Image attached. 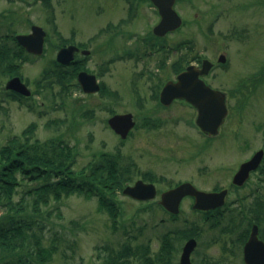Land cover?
Returning a JSON list of instances; mask_svg holds the SVG:
<instances>
[{"label":"rangeland","instance_id":"374dc122","mask_svg":"<svg viewBox=\"0 0 264 264\" xmlns=\"http://www.w3.org/2000/svg\"><path fill=\"white\" fill-rule=\"evenodd\" d=\"M128 5L127 0L123 4L119 0H50L47 5L42 0H0V35L27 33L32 24L41 25L47 33L43 54H31L19 61L18 72L32 90L31 97L14 96L5 90L10 76L0 73V146L34 123L35 137L45 139L61 133L75 145L77 169L97 152L118 149L125 161L135 164L133 181L142 178L143 173H154L157 189L162 190L186 179L203 187L227 186L240 162L254 150H264V0H193L178 4L184 24L164 40L177 45L174 50L166 44L169 56L164 67L157 63L162 55L159 50L138 62L125 57L118 62L115 59L107 69L105 62L121 52L120 46L129 51V39L139 41L159 20L149 2L137 3L131 15ZM108 20L118 27L122 43L118 34L112 35L115 41L109 45L112 38L108 39L110 35L103 30ZM59 35L87 44L91 52L85 58L86 66L96 71L107 91L115 95L84 94L74 89L64 101L55 89L41 88V71L55 57L62 42ZM185 52L189 60L199 57L215 61L221 54L226 58L224 65L210 70L207 79L229 94L228 116L214 138L199 132L194 124V108L180 102L162 108L157 100V84L166 81V76L174 77L170 63ZM148 71L159 79H149ZM81 104L89 108L90 118L84 112L72 113L71 107ZM112 111L132 112L136 120L123 139L106 125ZM260 177L261 181L256 182L258 176L254 175L239 193L247 194L256 184L263 192L264 175ZM24 187H18L15 200ZM119 202L115 230L108 212L99 208L94 196L72 193L42 206L48 209L50 219L44 243H54L57 248L45 264H101L102 247H118L129 236L135 237L133 241L149 239L156 250L162 232L192 222L200 227L191 253L193 264H244L242 244L234 241L238 229L221 231L228 222L225 219L210 226L212 218L192 212L189 200L181 204L175 218L154 202L147 205L150 201H136L120 192ZM245 219L246 223L250 217Z\"/></svg>","mask_w":264,"mask_h":264},{"label":"trees","instance_id":"16d2710c","mask_svg":"<svg viewBox=\"0 0 264 264\" xmlns=\"http://www.w3.org/2000/svg\"><path fill=\"white\" fill-rule=\"evenodd\" d=\"M43 1L45 5L50 3V0ZM127 1L131 15L136 4L144 0H134L136 3ZM0 41V73L8 76L19 74V64L27 54L16 41L15 32L0 35ZM185 56L181 55L180 59H185ZM182 60L176 63V71L182 68ZM82 68L77 60L61 65L53 58L42 70L41 88L55 89V94L65 101L79 87L76 75ZM108 94L115 95L114 92ZM84 105L72 106V113L85 111V116L90 118V111ZM34 130L35 124L31 123L0 146V264H45L49 261L57 248L54 243L48 246L44 243L50 219L48 209L42 206L49 205L52 200L58 202L72 193L86 198L96 197L99 208L108 212L115 230V222L120 215L119 192L134 178L135 164L125 161L118 149L97 152L92 160L77 169L74 167L75 145L64 139L61 133L39 139L34 136ZM143 176L154 180L152 173H143ZM22 185L25 187L15 200L14 195ZM216 219L219 218L212 221ZM227 221L225 227L229 231L238 226L234 216ZM213 222L211 226L216 225ZM186 225L162 232L156 250L149 239L133 241L134 236H129L118 247L106 244L102 247L104 256L101 264H178L176 258L182 241L189 236L196 237L200 231L195 222Z\"/></svg>","mask_w":264,"mask_h":264},{"label":"water","instance_id":"95a60500","mask_svg":"<svg viewBox=\"0 0 264 264\" xmlns=\"http://www.w3.org/2000/svg\"><path fill=\"white\" fill-rule=\"evenodd\" d=\"M157 7L160 15L159 22L153 27L156 35H164L166 32L178 28L182 24L180 15L174 9L175 0H151ZM45 31L39 25H32L31 31L26 34H17V41L26 50L41 54L43 50ZM76 46L69 45L60 48L56 53V60L66 64L73 59V52ZM89 51H84L88 53ZM219 60L224 61L225 56L220 55ZM211 66V62L204 59L201 67L194 65L187 66L179 72L175 81H168L164 84L160 92V101L168 105L174 99H183L196 108L197 115L195 123L200 129L209 136H215L219 132L227 113L226 94L224 91L214 89L207 85L200 75L206 74ZM78 80L83 89L87 92L96 91L99 85L95 75L80 71ZM6 89L17 91L23 95H29L30 90L22 82L19 76H13L5 83ZM111 128L122 138H125L135 121L132 113L114 114L108 119ZM263 149L257 150L250 159L242 162L233 175L232 182L241 185L248 178L249 172L255 169L262 157ZM123 193L136 199H151L156 194L153 183L136 180L132 185H127L122 190ZM227 191L224 189L219 192H206L197 189L190 182H182L173 188L161 193L159 203L169 212L179 211L180 200L185 195L194 197V208L209 209L223 204ZM196 245L194 238H189L183 245L180 254L179 264H192L190 253ZM243 259L247 264H264V242L257 237V226L253 225L250 235L243 246Z\"/></svg>","mask_w":264,"mask_h":264},{"label":"flooded vegetation","instance_id":"af4514ba","mask_svg":"<svg viewBox=\"0 0 264 264\" xmlns=\"http://www.w3.org/2000/svg\"><path fill=\"white\" fill-rule=\"evenodd\" d=\"M122 4L124 2H126V0H119ZM193 0H176L175 1V8H177V5L178 4H186V3H189ZM146 2H149L150 5L152 7L155 8V6L152 4V2H150V0H146ZM156 9V8H155ZM157 11V9H156ZM158 22V21H157ZM105 26V29L104 32L110 36H108L107 38L108 39H111L112 40L110 42V46L112 45V42L115 41V38H113V36H117L118 34V37L119 39L122 38L121 34L118 32V27L116 25H113V24H110V20L107 21L106 25ZM174 30H171V31H168L166 32L164 35H162L161 37L159 36H156V35H153L152 33L153 32H150L149 34H147L146 36H143L141 38H139L140 40L139 41H132V39H129V41L132 43V47L130 48L129 51L127 50H124V48L122 46L119 47V50L121 51L120 53H118V55H115L116 57L115 58H112V59H109L108 61L105 62V66L107 67V69L112 65L111 63H114L116 60V62L118 61H122L123 58L125 57L126 59H132V60H135V61H139V60H142L144 57H149L151 55H153L154 53H157L160 51H162V55L161 57L157 60V63L158 65L164 67L165 64H166V60L165 58L167 56H169V53H165V52H169V48L171 49H174L176 50V45H171L168 44L164 41L167 36L169 35V33L173 32ZM118 32V33H117ZM101 33V30H99V33ZM113 35V36H112ZM130 37V36H128ZM127 37V38H128ZM118 39V38H117ZM62 42L61 44L59 45L57 51L62 48V47H65V46H68V45H74L76 46V49L74 50L73 52V55H74V59H76L79 64L83 67L82 69H88L89 72L91 71V73H94L95 76L97 75L96 71H93V70H90L86 64H85V58L87 57V55L90 54V52L88 54L84 53V51H88V46L86 43L84 42H80V41H66L64 39H62ZM68 40V39H67ZM114 40V41H113ZM121 40V43H122V39ZM127 42V41H125ZM125 43H123V46H124ZM169 45V48L166 46ZM144 47L146 48L144 50ZM56 51V52H57ZM163 51L165 54H163ZM56 54V53H55ZM186 54L185 53H180V55L174 59L172 61V63H170L171 65V71L172 73H174V77L172 78H168L166 79V81H164L161 85L160 83L157 84V97H158V102L160 101V91L163 87V85L167 82V81H174L176 79V75H177V72L176 71V63L179 62L180 60V56L181 55H184ZM186 58L182 60V68L179 70H183L186 68V66L190 63H194V64H197V65H201V62L204 58H201V60L198 59V57H195L197 59H193V60H189V58L187 56H185ZM116 59V60H115ZM213 61V64H214V60H211ZM161 62V64H160ZM87 68H86V67ZM215 67H218L217 65H213L212 69L215 68ZM144 72V71H143ZM210 72V71H209ZM209 72L206 74V75H203V79L206 81L207 84H209L212 88H215V89H220V90H223L226 92V95H227V101H228V98H229V94L228 92L223 89L222 87H219V86H216L214 85L211 81L208 82V75H209ZM150 74V77H148L149 79L151 78H154V77H157V79H159L158 75H155L153 72H150L148 71V75ZM97 80L99 81V89L96 90V91H92L91 94L93 93H99L101 95H108V92H107V89L104 85V83H101L100 80L98 79V77L96 76ZM157 81V80H156ZM156 81H155V84H156ZM159 82V81H158ZM160 85V86H159ZM174 102H180V103H183V104H186L190 107H192L191 105H189L188 103H186L185 101L183 100H173L170 104L174 103ZM160 106L162 108H167L170 106V104L168 105H164V104H161L159 102ZM194 108V107H192ZM195 109V108H194ZM196 111V109H195ZM116 113V112H114ZM111 116H109L107 119H106V122L108 121V119L110 118ZM195 118H196V114H195ZM194 118V120H195ZM258 150V149H257ZM257 150H254L250 155L249 157H247L246 159H244L242 162L248 160L249 158H251V156L257 151ZM240 162V163H242ZM239 163V164H240ZM239 167V165H238ZM238 169V168H237ZM237 169L234 171V173L237 171ZM233 174H231L230 176V184H228L227 186H221V185H213L211 187H203L202 185L198 186L196 185L193 181H190L188 179L186 180H183V181H190L197 189L199 190H202V191H206V192H219V191H222V190H226L227 193L224 197V202L223 204L219 205V206H215L213 208H209V209H197V208H194L193 207V204H194V197L192 195H185L181 198V203H180V209H181V204L187 200H189V208L192 210V212H195V213H199L201 215H204L206 217H210V218H219V219H222L225 221L228 220L229 217L231 216H234V218L236 219V221L238 222L239 221V218L241 219V228L242 230H239V236H237L235 238V241L236 242H239L241 243V254H243V246H244V243L247 241L249 235H250V232H251V228L253 227V225H256L257 226V237L259 240L263 241L264 242V191L263 192H259L260 188L258 186V184H256L255 187H251L249 192L246 194H241L239 193L240 190L244 189L247 185H249V183L252 181L253 179V176L256 175L258 176V181L256 182H259L261 181V175H264V155L262 157V160L261 162L259 163V165L251 170L249 172V176L248 178L246 179V181L241 184V185H237V184H234L232 183V179H233ZM199 175H204L203 172H200ZM183 181H179L175 184H171L168 188H171V187H174L176 186L177 184H179L180 182H183ZM156 185V184H155ZM157 188V186H156ZM167 188V189H168ZM166 190V189H164ZM162 189H156L157 193H156V196L159 195V198H160V195L161 193L164 191ZM249 216L250 219L245 223V218ZM244 223V225H243Z\"/></svg>","mask_w":264,"mask_h":264}]
</instances>
